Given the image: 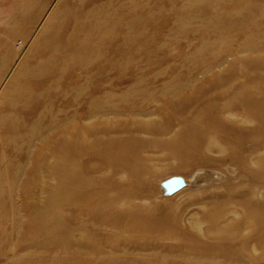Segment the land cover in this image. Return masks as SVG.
<instances>
[{"label": "rangeland", "instance_id": "1", "mask_svg": "<svg viewBox=\"0 0 264 264\" xmlns=\"http://www.w3.org/2000/svg\"><path fill=\"white\" fill-rule=\"evenodd\" d=\"M0 137V264H264V0H0Z\"/></svg>", "mask_w": 264, "mask_h": 264}, {"label": "bare ground", "instance_id": "2", "mask_svg": "<svg viewBox=\"0 0 264 264\" xmlns=\"http://www.w3.org/2000/svg\"><path fill=\"white\" fill-rule=\"evenodd\" d=\"M137 7V6H136ZM255 42V41H254ZM249 43H251V42H249ZM254 44V43H253ZM253 47V46H252ZM110 104V103H109ZM90 106H92V104L90 105ZM89 106V107H90ZM130 106V105H129ZM109 111V110H108ZM90 112V111H89ZM96 111H95V109H94V114H96L95 113ZM103 115V114H102ZM95 116H97V115H95ZM93 117V116H92ZM91 118V117H90ZM90 118H88V119H90ZM95 118V117H94ZM87 119V120H88ZM91 120V119H90ZM4 123V122H3ZM155 132V134H156V130L154 131ZM6 136V135H5ZM4 136V137H5ZM14 138V137H13ZM0 139H1V137H0ZM3 140V139H2ZM0 142H1V140H0ZM6 145V144H5ZM118 145H120L119 146V149L118 150H115V151H110V149L109 150H106L107 152H106V154H108L109 155V157H113L112 158V160H114V161H116L117 163H119V165H118V167L120 168V169H124V168H128V169H131L132 171H133V173H135L136 175H139V174H141V172H142V166L138 163V162H136L135 160H134V157H135V150H136V145L134 144V143H132V144H118ZM2 152H4L3 150H2ZM109 153H111V154H109ZM4 154H5V152H4ZM67 156V155H66ZM29 157V156H28ZM53 157V156H52ZM30 158V157H29ZM257 163H258V165L260 166V168H262V171H264V158L262 157V158H260V159H257V161H256ZM27 163V162H26ZM107 165V164H106ZM27 166V165H26ZM23 167V166H22ZM116 170H117V168H116ZM55 171V170H54ZM121 171V170H120ZM119 172V171H118ZM117 172V173H118ZM261 174H264V173H261ZM20 177V176H19ZM18 180H19V178H18ZM15 187V186H14ZM15 190V189H14ZM17 193V192H16ZM14 195V194H13ZM14 206V205H13ZM12 209H13V207H12ZM14 213V212H13ZM14 216V215H13ZM228 231V230H227Z\"/></svg>", "mask_w": 264, "mask_h": 264}, {"label": "water", "instance_id": "3", "mask_svg": "<svg viewBox=\"0 0 264 264\" xmlns=\"http://www.w3.org/2000/svg\"><path fill=\"white\" fill-rule=\"evenodd\" d=\"M181 183H182L181 180L175 181V179H174V180H172L171 185L173 188L177 189L181 186Z\"/></svg>", "mask_w": 264, "mask_h": 264}]
</instances>
